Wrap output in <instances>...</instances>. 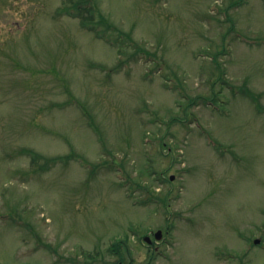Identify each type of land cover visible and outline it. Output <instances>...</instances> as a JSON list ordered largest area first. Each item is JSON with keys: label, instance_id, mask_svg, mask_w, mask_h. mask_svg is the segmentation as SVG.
Listing matches in <instances>:
<instances>
[{"label": "rangeland", "instance_id": "rangeland-1", "mask_svg": "<svg viewBox=\"0 0 264 264\" xmlns=\"http://www.w3.org/2000/svg\"><path fill=\"white\" fill-rule=\"evenodd\" d=\"M95 1L0 0V264H264V0Z\"/></svg>", "mask_w": 264, "mask_h": 264}, {"label": "trees", "instance_id": "trees-1", "mask_svg": "<svg viewBox=\"0 0 264 264\" xmlns=\"http://www.w3.org/2000/svg\"><path fill=\"white\" fill-rule=\"evenodd\" d=\"M67 1H69L71 4L68 3L67 7H64L62 9L63 10L62 14L68 13V14H71L73 16L79 17L81 24L86 29L91 30L93 32H96L98 37L106 38L105 33L107 32V30L103 27L104 20H102L105 17L103 16V12L99 8V6L95 0H67ZM60 11H61V9H60ZM99 26H100V29H99ZM108 27L111 28L110 23L108 24ZM125 33L127 34V36L129 35L125 31H121L120 35L126 36ZM125 38H127V37H125ZM128 38H129V36H128ZM130 40L131 39H129V41ZM131 42H133V40H131ZM246 93L249 94L248 89L246 90ZM91 124L93 125V122H91ZM40 156H41L40 154L36 155L34 157V160H33L34 164L38 165V167H40V169L46 167L49 164L55 163L57 161V157L52 158V159L45 157V159H43L42 156H41V158H40ZM42 159H43V161H42ZM37 160H40L42 162H40V161L37 162ZM120 242H122V241L120 240L116 243H113L112 246L110 247L111 250H115V253L119 252V250H117V249H118ZM119 254L122 257V254L121 253H119ZM122 258H120V259L122 260Z\"/></svg>", "mask_w": 264, "mask_h": 264}, {"label": "water", "instance_id": "water-1", "mask_svg": "<svg viewBox=\"0 0 264 264\" xmlns=\"http://www.w3.org/2000/svg\"><path fill=\"white\" fill-rule=\"evenodd\" d=\"M172 178H174V176H172ZM161 235H162V231H158V232L156 233V237H157V238H161ZM146 240L151 241V239H150L149 237H147Z\"/></svg>", "mask_w": 264, "mask_h": 264}]
</instances>
